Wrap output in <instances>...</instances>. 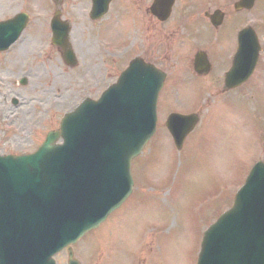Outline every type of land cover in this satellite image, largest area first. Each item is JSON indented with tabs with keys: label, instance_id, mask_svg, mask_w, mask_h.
Returning <instances> with one entry per match:
<instances>
[{
	"label": "rangeland",
	"instance_id": "1",
	"mask_svg": "<svg viewBox=\"0 0 264 264\" xmlns=\"http://www.w3.org/2000/svg\"><path fill=\"white\" fill-rule=\"evenodd\" d=\"M52 1L0 0V21L21 12L32 17L27 43L10 54L0 55V64L8 74L13 73L1 85L2 92L18 95L25 102L21 117L26 118L17 123L23 125L27 121V126L25 123L23 131L18 128L21 133L14 143L21 138L31 145L32 139L41 143L66 113L84 98H97L127 66L125 57L116 61L106 53L101 65L96 64L99 55L93 59L84 55L82 46L78 49L81 41L95 47L96 38L74 32L72 42L82 61L79 57L76 68L67 67L59 52L50 46ZM187 1L190 12L192 8L200 10L194 25L187 20L190 31L181 34L174 33L180 21L171 18L156 24L148 16L143 18V10L139 17L135 9L136 24L146 30L139 35L144 39L153 37L156 44L148 48L153 54L144 56L168 76L159 102V127L134 161L136 185L126 205L74 246L75 256L82 264H197L204 232L231 207L254 165L264 161V0H258L251 12L228 15L219 30L207 22L205 13L210 8L226 10L237 0ZM90 7V0H66L64 12L67 17L71 14L78 28L83 11ZM179 10L176 16L180 17ZM232 10L231 6L228 11ZM116 18L118 24L113 27ZM249 25L256 29L262 46L257 69L245 86L224 91L223 75L237 51V34ZM134 29L130 12L119 11L103 21L102 42L127 47ZM160 29L169 33L165 35ZM132 37L137 38V33H132ZM213 45L215 48H211ZM199 46L206 47L213 57L215 68L209 77H198L192 69L191 61ZM129 48L133 50V44ZM29 66L30 81L18 93L9 81L16 80L18 73ZM50 104L54 110L48 114L45 110ZM172 112L199 115L198 124L180 151L165 126ZM9 124L0 119V154L10 151L6 149L10 144L4 148V143L14 137L15 126ZM56 261L68 264L67 252L58 255Z\"/></svg>",
	"mask_w": 264,
	"mask_h": 264
},
{
	"label": "water",
	"instance_id": "2",
	"mask_svg": "<svg viewBox=\"0 0 264 264\" xmlns=\"http://www.w3.org/2000/svg\"><path fill=\"white\" fill-rule=\"evenodd\" d=\"M94 1L104 13L108 0ZM255 1L238 6L251 9ZM64 35L57 37L62 46ZM260 51L254 30H243L228 88L252 76ZM164 79L152 66L132 63L98 101L69 114L35 154L0 157V264H55L52 256L96 229L131 194L132 161L156 131ZM197 121L169 118L179 149ZM60 138L63 145L56 144ZM69 264H79L71 249ZM198 264H264V163L206 231Z\"/></svg>",
	"mask_w": 264,
	"mask_h": 264
},
{
	"label": "flooded vegetation",
	"instance_id": "3",
	"mask_svg": "<svg viewBox=\"0 0 264 264\" xmlns=\"http://www.w3.org/2000/svg\"><path fill=\"white\" fill-rule=\"evenodd\" d=\"M162 1H164V4H166L167 0H162ZM65 3H66V0H60L57 2H53L54 11H53V14L51 16V20L49 22V29H50L49 31L51 32V39L53 37V28L55 27V25H58L60 28L64 27V25H67V26L70 25L71 26V36L74 32L80 34L81 36H82L83 32H85L86 36L95 37L96 38L95 47L94 46L91 47V44L83 43L81 41V43L78 45L79 46L78 49H80V47L82 46L84 49V55H90V56H92L93 59L96 58L97 55H99V58L97 59V62H96V64H99V65H101V63H102V55L104 53H107V54L111 55V57L116 61H117V59H119V56L122 55L123 58L125 57L124 62L126 65L130 64L129 59H130V55L132 54L133 56L131 58V61H133L136 58H141L144 62L152 64V65L157 67V64L149 61L144 56L145 54H148V52H149L148 48L155 47L156 44L153 41V37H147L144 39L143 37H141L139 35V33H144L146 30L143 27H140V26L138 27V25L136 24L137 18L135 15V9H136V13L139 17H142L141 12L143 10V18L148 16L151 19V21L155 22L156 24L164 23L166 21H169L171 18H173L175 21H180V24L177 27V30L174 31V33H176V34L177 33L181 34L184 31H190L191 25H190V22L187 20H192L193 25H194L195 20H197V15H198L197 11L200 10V9H197V11H196L195 9L192 8V11L190 12V8H188V5L190 3L187 0H175L171 16L166 21H162V19H160L157 16L156 9L153 8L154 0H114L112 5H111V8H110L111 17H113L115 14H118L119 11L128 10L130 12V21L135 23V28H136L130 32V43L127 44V47H116V46H111L108 43L106 46V45H103V43H102V39H101L100 34H101L102 26H103V21H104V19H106L105 17L99 21H94L91 17V11H92V6H91L90 10H84L83 11V13H82L83 14V16H82L83 21L78 25V28H77L76 24L74 23V18L71 17V14H69V16L67 17L66 13L64 12ZM234 4L235 3L229 4V6L226 8V10L224 8L212 10L210 8V10L205 13L204 17L207 20V22L210 23L211 26H213L219 30L224 25V22H225L226 18L228 17V15L231 16V15L238 14L234 10ZM231 6L233 7V10L230 12V11H228V9ZM178 10L180 13V17L178 15L176 16V13H178ZM55 20L61 21L63 24H58ZM220 21H221V25L216 27L214 24H217ZM52 23H53V26H52ZM116 24H118L117 18L114 21H112V26L114 27ZM87 25H89L88 28L86 27ZM147 32L149 34H151L150 33V27L147 28ZM160 32L164 33L165 35L167 33H169L168 30L164 31L162 29H160ZM132 33H135V34L137 33L138 37L137 38H135V37L131 38ZM71 40H72V38H71ZM130 44H133V46H134L133 50H131L129 48ZM50 46L53 49H56V51L59 52L60 55H62V51L61 52L58 51V49L53 47L51 43H50ZM166 47H167V45H166ZM169 47H170V45H169ZM73 48H74V46H73ZM182 48L183 49L185 48V42L182 44ZM211 48H215V45H213ZM74 50L76 51V53L79 54V56H81V54L79 53L77 48H75ZM200 52L206 53V55L208 57L209 64H210V71H208L207 64H203L201 71L196 70V60H197V57H198ZM1 54H3V53H0V55ZM152 54H153V52L150 51L149 55H152ZM39 55L41 56L42 54H39ZM213 63L214 62H213L212 55H210V53L208 52V49L204 46H199L196 49V53L194 54L193 59L191 61L192 69H193V71L197 72L198 75L195 73L194 74L198 77H209L210 75H212L214 73ZM24 70H29L32 73V68L30 66L26 67L25 69L21 70L18 73L16 80H10L9 81L10 86L16 88L18 90V93H19V91H21L24 88L22 77L19 78V76L21 75V73ZM223 72H224V70L222 71V73ZM11 74L13 75V73H11ZM9 75L10 74H8L6 72V68L3 67V64H0V119L1 120H8L10 122V124H9L10 126L11 125L15 126V123H17L21 118H26L25 115L21 117V115L24 113V111H23L24 107L23 106H24L25 102L18 95L9 96L7 92H2L1 85L7 83V76H9ZM12 75H10V76L12 77ZM223 80H224V75H223ZM27 84H28V81H27ZM100 93H99V95H100ZM25 123L27 126V121L24 122V124ZM24 124L22 125V123L19 122V123H17V126H15V127L17 129L19 128V129L23 130ZM31 133H33L35 136V133L33 132V130H31ZM16 136H20V133H14V137L11 138L9 141H6V143L10 144L11 146L16 147V149H18V148L22 149L23 146L36 147V145H37V140L32 139L33 145H31L29 141L28 142H27V140L24 141L23 138H21L20 140H16L14 143L13 141H14Z\"/></svg>",
	"mask_w": 264,
	"mask_h": 264
}]
</instances>
